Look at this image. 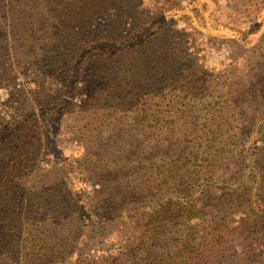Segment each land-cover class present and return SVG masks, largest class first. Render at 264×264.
I'll use <instances>...</instances> for the list:
<instances>
[{"label": "rangeland", "instance_id": "1", "mask_svg": "<svg viewBox=\"0 0 264 264\" xmlns=\"http://www.w3.org/2000/svg\"><path fill=\"white\" fill-rule=\"evenodd\" d=\"M27 1L0 0V129L4 130L5 124L12 123L14 119L24 120L22 124L25 128L32 126L35 129V133L31 134L33 142L39 141L34 149L33 162L22 172L5 180L3 186L7 191L6 199L10 203H18L23 211H27L28 215L31 213L32 216H35L39 206V220L50 214L53 220L48 217L49 222L74 223L77 232L84 237L79 239L74 252L61 257L64 260L59 261V264H137L133 261L136 258L139 261L141 258L145 259V253L139 250V253L136 251L131 255L129 250H132V241L135 238L141 239V235L153 240L156 237L160 246L156 249L158 252L176 250L175 244L188 240L189 235H193L196 240L203 239L201 219L188 221L178 217L154 221L150 226L154 233H151L144 227L146 221L140 222L137 218L135 220L133 215L129 221L124 222L109 211H91L89 222L86 218L82 219L83 215L77 205L90 203L95 197L94 191L106 185L107 177L96 175L101 169L96 170L94 166L98 165L96 163L102 165L113 161L121 154L125 141L124 138L117 140L130 125V120L122 108L131 106L126 99L131 94L142 96L148 92L151 95L144 106L150 116L153 112H178L183 108V102L193 108L199 107L193 104L197 103L214 109L202 132L214 139L217 147L225 149V153L213 155L214 159L224 158L223 170L216 172V182L221 175L232 173L238 162L242 164L244 155L241 150L244 145H238L240 142L247 144V153L255 144L260 145L259 139L255 140V133L264 124V0H195L191 5H187L191 0H181L182 6L194 7L193 10L183 11V14L172 23L168 22L162 29L161 18L155 17L141 30H126L125 35L130 39L129 42L87 44L75 62L84 75L90 72V86L93 87L94 84L96 94L91 96L86 81L81 83L83 78L76 84L75 78H71L68 89L61 90L66 104L55 110L48 122L35 115L30 119L29 115L32 114L26 113L25 106L33 98H52L54 91L60 87V80L54 81L53 85L45 84L41 87L37 81H32V77H25V70L15 69L14 64L17 60L33 64H68L72 62L70 53L77 46L72 44V32L67 33L66 30L64 36L69 41H63V44H43L45 40L41 33L36 34L39 37L29 40L28 44L25 41L27 37L21 36L20 39L19 32L37 28L42 33L46 32L47 20L43 16L39 24L33 22L36 17L30 18L31 20L28 18V13L23 8ZM140 1L143 3L142 7L150 8L156 0H139V3ZM145 19L146 17L142 18ZM107 21L108 16H102L93 22L96 28H103ZM125 21L130 24L133 22L128 17ZM153 38L152 44H156L154 50L163 54L160 62L166 64L169 70L157 75L158 82L151 89L146 85L145 79L136 80L137 85L132 89L130 85L136 77H115L118 63H114L111 69V65L107 64L96 66L97 61L102 60L104 64L114 53L118 55L121 49L131 43L140 45ZM45 48L51 50L49 55ZM17 50H22V54H15ZM37 50L41 57L31 58L30 54ZM27 54L28 57L23 56ZM160 62L158 59L154 65ZM150 69H153L152 65ZM154 72H159L158 67ZM16 92L20 93L19 102L25 99L24 103H14L12 97ZM234 103V112L246 111L247 117L237 121V117L230 112L227 123L220 125L216 110L220 107L227 109ZM142 106L135 104L131 108L142 109ZM14 107L17 108L16 111ZM22 114L24 115L21 116ZM17 116L19 117L16 118ZM123 117L125 119L121 123ZM194 121L197 123V120ZM114 130L118 132L116 141L110 137ZM250 131L252 133L249 139L247 135ZM135 134L139 135V132ZM169 140L166 135L165 144ZM145 144V150L148 151L150 146L147 142ZM157 161L156 158L148 166L149 174ZM136 174L142 175L144 170L134 172V176ZM119 178L122 180L123 174ZM216 186L212 187L214 193H217ZM62 188L70 193L69 197L74 201L75 197H80L81 202L77 204L75 201L72 206L66 207L69 197ZM29 199L35 200L31 201L35 204L30 208L31 212L28 208ZM257 206L264 207V201L259 200ZM135 207H143L142 202L138 200ZM90 209L92 208H88ZM88 210H84L83 214ZM43 234L45 242L60 243L59 229L54 231L52 226L46 225ZM144 242V247L148 246L147 239ZM2 243L0 238V245ZM69 244L72 245L70 241ZM164 244L167 245L166 248L163 247ZM233 247L236 254L229 264H257L254 258L246 259L247 255L242 253L243 248L240 245L234 244ZM67 249L64 247L63 251ZM238 253L242 255L237 256ZM184 255L187 253L184 252ZM2 260L4 259L0 258L1 264H19L11 259ZM144 264L150 263L145 260Z\"/></svg>", "mask_w": 264, "mask_h": 264}, {"label": "trees", "instance_id": "2", "mask_svg": "<svg viewBox=\"0 0 264 264\" xmlns=\"http://www.w3.org/2000/svg\"><path fill=\"white\" fill-rule=\"evenodd\" d=\"M193 1L195 0H191L187 5H191ZM27 3H24L23 8L29 19L36 17V20L32 21L38 24L42 16L47 20L46 32H40V28L19 32L20 39L21 36L27 37L25 41L28 44L29 40L36 38V34L41 33L45 40L43 44H63V41H69L64 36L66 30L67 33L72 32L74 37L71 38L74 42H71L77 46L74 52L70 53L72 62L68 64L63 62L62 65L54 62L33 64L24 60V62L17 60L14 64L15 69L25 70V77H32V81H37L41 87L45 84L53 85L54 81L60 80V87L54 91L52 98L48 96L33 98L25 106L26 113L32 114L29 115L30 119L35 115L46 122L53 116L55 110L66 104L63 91L68 89V81L71 78H75V84L83 78L81 83L86 81L91 96L96 94L94 84L93 87L90 86L92 83L90 72L84 75L83 70L80 72L75 62L87 44L129 42L130 39L125 35L126 30L132 32L141 30L155 17L161 18L162 29L168 22L172 23L176 17L183 14V11H192L194 8L182 6L181 0H156L150 8L142 7L143 3L141 1L139 3V0H28ZM102 16H108V21L103 28L101 26L96 28L93 21ZM127 17L133 21L131 24L125 21ZM144 17L146 19L142 20ZM33 34L35 35L31 38ZM153 40L154 38L148 39L140 45L131 43L121 49L118 55L114 53L115 55L104 64L102 60L97 61L96 66L107 64L111 65V69L114 63H118V67H115V77L120 79L136 77L131 82L132 89L137 85L136 80L145 79L146 85L151 89L158 82L157 75L169 70L166 64L160 62L163 54L155 52L156 44H152ZM45 51L47 55L51 53L49 48H45ZM15 54H22V50H17ZM23 56L28 57V54ZM39 56L41 57L38 50L30 54L31 58ZM158 59L160 63L155 66L154 63ZM151 65L153 69H150ZM156 67L158 73L154 72ZM38 68H41V71H38ZM13 97L12 100L18 105L20 93L16 92ZM150 97L148 92L142 96L133 94L126 96L128 105L131 106L122 108V111L129 118L130 125L126 128L125 134L120 135L117 140L121 141L124 138L123 150L117 159L102 165L96 163L98 165L94 166L96 170L101 169L95 174L107 177V182L101 189L94 191L95 197L90 203L77 205V209L83 215L82 219L86 218L90 222L91 211L92 213L109 211L124 222L129 221L133 215L135 220L137 218L140 222L146 221L144 227L151 233H154L150 228L154 221L178 217L188 221L201 219L203 239L196 240L193 235H189L188 240L175 244L177 248L171 252L167 250L158 252L156 249L160 246L156 237L155 240L142 235L139 240L135 238L131 243L130 254L133 255L136 251L139 253L141 250L146 255L145 259L141 258L139 261L136 258L133 261L137 264H144L145 260L150 264H229L236 254L233 250L234 244L243 248L242 253L245 252L247 260L254 258L257 264H264V207L257 206L259 200L264 201V124L255 133L257 135L255 140L259 139L260 145L255 144L247 153V144L240 142L238 145H244L241 150V154L244 155L242 164L238 162L232 173L221 175L216 182L214 181L218 176L216 172L223 170L224 158L214 159L213 155L223 154L225 149L217 147L215 140L202 132L214 109L197 103L193 104L199 107L193 108L183 102L184 106L178 112L171 111L168 114L153 112L150 116L144 107ZM24 100L21 103H24ZM135 104L143 105L142 109L131 108ZM235 109L234 103L227 109L220 107L216 110L219 124L227 123L230 112L237 117L235 118L237 121L247 117L246 111L235 113ZM16 110L14 107V111ZM124 119L121 118V123ZM147 121H150L149 124H145ZM22 122L24 120L14 119L12 123H8L10 126L5 124V129H0V238L3 242L0 245L2 252L0 258L11 259L19 264H59L63 259L61 257L74 252L79 239L84 237L77 232L74 223L49 222L48 217L53 220L50 214L39 220L41 216L39 206L36 208L35 216L31 213L29 216L21 205L10 203L5 196L7 195L3 186L5 180L22 172L30 162H33L34 149L39 142L38 140L33 142L31 136L35 129L32 126L25 128ZM252 131L247 135L249 139ZM135 132H139V135ZM117 133L115 130L113 134L111 133L113 141H116ZM166 135L170 139L168 144L164 142ZM145 142L150 146L148 151L145 150ZM156 158L158 160L156 166L149 174L148 166ZM141 169L144 170V174L134 176V172ZM122 171L124 173H121ZM122 174L123 179L120 180L119 176ZM69 177L68 175L67 178ZM214 185H217L215 188L217 193L212 192ZM62 189L66 192L65 188ZM66 195L69 197L70 193L66 192ZM138 200L142 202L143 207H135ZM31 201L35 200L29 199V212L35 205ZM75 201L78 204L81 198L75 197ZM75 201L69 197L66 200V207L72 206ZM90 207L92 209L88 210ZM84 210L88 211L83 214ZM46 225L52 226L54 231L60 230V243L45 242L43 233ZM146 239L148 246L144 247ZM166 246L163 245L165 248ZM64 247L68 249L63 251ZM179 248L181 249L177 251ZM200 248L204 250L198 251ZM184 252L187 255H184ZM242 253H238L237 256H241Z\"/></svg>", "mask_w": 264, "mask_h": 264}]
</instances>
